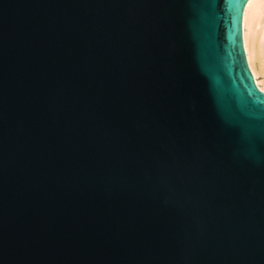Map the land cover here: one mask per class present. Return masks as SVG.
I'll return each instance as SVG.
<instances>
[{"label": "water", "instance_id": "water-1", "mask_svg": "<svg viewBox=\"0 0 264 264\" xmlns=\"http://www.w3.org/2000/svg\"><path fill=\"white\" fill-rule=\"evenodd\" d=\"M232 3L0 0V264H264Z\"/></svg>", "mask_w": 264, "mask_h": 264}, {"label": "bare ground", "instance_id": "bare-ground-1", "mask_svg": "<svg viewBox=\"0 0 264 264\" xmlns=\"http://www.w3.org/2000/svg\"><path fill=\"white\" fill-rule=\"evenodd\" d=\"M243 44L247 49L248 65L255 73L257 87H264V3L260 0L250 4L246 10V22L243 28Z\"/></svg>", "mask_w": 264, "mask_h": 264}, {"label": "snow or ice", "instance_id": "snow-or-ice-1", "mask_svg": "<svg viewBox=\"0 0 264 264\" xmlns=\"http://www.w3.org/2000/svg\"><path fill=\"white\" fill-rule=\"evenodd\" d=\"M191 2H192L193 7H197L201 3V0H191ZM254 2H256V0H233V3L231 5L232 7L235 8L236 18L240 22L242 38H243V28L246 22V10H247V7ZM260 2L264 3V0H260ZM245 59H248L246 48H245ZM249 72L251 73V68H249ZM249 79L253 83V85H256L257 83H262L255 79V73H251ZM260 91L264 92V87H261ZM234 128L239 135L247 137V138L251 137V131L247 126L240 125V124H234Z\"/></svg>", "mask_w": 264, "mask_h": 264}]
</instances>
